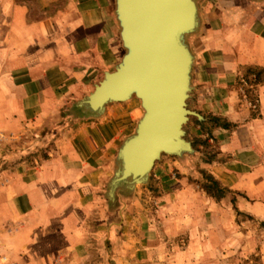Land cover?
<instances>
[{"label":"crops","instance_id":"0c3cea01","mask_svg":"<svg viewBox=\"0 0 264 264\" xmlns=\"http://www.w3.org/2000/svg\"><path fill=\"white\" fill-rule=\"evenodd\" d=\"M196 4L198 28L188 45L199 136L224 157L203 167L227 190L216 200L187 178L168 180L157 215L144 213V247L134 248L143 264H154L158 254L147 237L156 218L168 237L188 236L184 249L159 250L165 264H193L215 258V234L232 227L231 192L240 212L264 216V189L233 183L264 180V0ZM118 33L113 0H0V134L23 144L0 160V264H46L66 254L83 259L90 234L106 223L115 231L124 190L109 200L107 185L139 104L111 103L91 115L78 103L120 61ZM40 145L43 159L24 157Z\"/></svg>","mask_w":264,"mask_h":264},{"label":"water","instance_id":"95a60500","mask_svg":"<svg viewBox=\"0 0 264 264\" xmlns=\"http://www.w3.org/2000/svg\"><path fill=\"white\" fill-rule=\"evenodd\" d=\"M123 53L93 91L78 103L91 115L106 105L139 101L143 111L118 152L107 197L145 185L162 156L193 154L183 127L196 112L187 109L193 56L188 40L198 28L196 0H113Z\"/></svg>","mask_w":264,"mask_h":264},{"label":"rangeland","instance_id":"374dc122","mask_svg":"<svg viewBox=\"0 0 264 264\" xmlns=\"http://www.w3.org/2000/svg\"><path fill=\"white\" fill-rule=\"evenodd\" d=\"M186 104L188 110L200 114L194 108L192 92ZM142 113L143 111L139 106L138 119ZM200 116L202 117L201 114ZM199 122L196 117L190 116L183 127L186 132L185 139L192 143L193 154H187L181 157V160L178 157L162 156L155 163L147 184L138 185L132 193L127 190L122 191L124 193L121 196L123 199L117 206L118 210L112 221L116 224L115 231L113 227L108 230L109 223H106L104 228L96 230L99 232L98 235L96 232L90 234V241L86 245V256L84 255L83 259L80 256L74 258L66 254L62 258L46 264H143L144 257L136 256L134 248L142 249L144 247V237L146 236L144 234L147 226L144 213L145 211L150 212L153 214V219L157 215V199L160 197L163 187L168 185V180L187 178L190 185H194L203 191L202 186L205 183V177L210 176L215 179L203 166L224 161V157H218L219 146L214 141L209 142L208 138L199 136L200 130L204 133ZM207 122L211 123L212 121ZM207 122L203 126L210 124ZM22 146L23 144H18L15 141L7 142L0 134V160L1 156L6 155L8 151L16 153L18 148ZM40 146L42 147L34 153L27 151L28 153L26 152L24 157L26 158L29 154L28 158H31L32 154H35L37 158L43 159L45 147L44 145ZM257 165L258 163L255 161L248 163L250 168ZM1 166L0 161V168ZM233 181L239 187L252 189L260 185V189H264V180L258 178L234 179ZM217 182L220 187L227 190L223 183ZM105 190L106 188L103 189L102 194L105 193ZM236 193L231 192L232 214L234 216L232 227L229 230L222 228L214 236L216 257L210 259L200 257L195 259L193 264H264V216L257 217L240 212L237 207ZM260 199H264V195L260 194ZM136 201L139 202L137 206L134 205ZM159 220L158 218L154 220L153 224L156 222V227L147 237L149 236L150 240L157 242L153 246L158 250V254L153 257L154 264H165L164 254H159V250L172 252L174 249H184L188 246V236L183 234L175 238L168 237L163 227L159 225ZM221 230H226L227 236H224ZM135 238H139L140 241L134 243Z\"/></svg>","mask_w":264,"mask_h":264},{"label":"trees","instance_id":"16d2710c","mask_svg":"<svg viewBox=\"0 0 264 264\" xmlns=\"http://www.w3.org/2000/svg\"><path fill=\"white\" fill-rule=\"evenodd\" d=\"M202 189L209 197L215 198L216 200L221 199L226 191L210 176L205 177V183L202 186Z\"/></svg>","mask_w":264,"mask_h":264},{"label":"bare ground","instance_id":"6f19581e","mask_svg":"<svg viewBox=\"0 0 264 264\" xmlns=\"http://www.w3.org/2000/svg\"><path fill=\"white\" fill-rule=\"evenodd\" d=\"M136 100V99H135ZM138 101V100H137ZM139 102V101H138Z\"/></svg>","mask_w":264,"mask_h":264}]
</instances>
